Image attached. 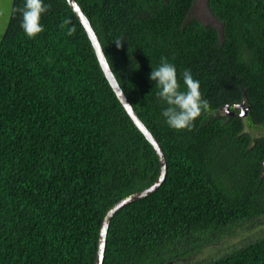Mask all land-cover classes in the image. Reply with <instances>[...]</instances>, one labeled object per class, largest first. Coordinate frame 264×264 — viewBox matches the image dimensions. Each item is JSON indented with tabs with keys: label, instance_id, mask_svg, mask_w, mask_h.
Instances as JSON below:
<instances>
[{
	"label": "trees",
	"instance_id": "1",
	"mask_svg": "<svg viewBox=\"0 0 264 264\" xmlns=\"http://www.w3.org/2000/svg\"><path fill=\"white\" fill-rule=\"evenodd\" d=\"M76 2L167 163L162 185L110 220L102 264H183L263 218L264 135L244 129L264 130V0H206L220 31L189 17L195 0ZM44 3L36 38L13 11L23 0H13L0 39V264H94L105 213L151 185L159 163L66 0ZM161 57L181 90L189 69L209 102L192 131L162 116L167 105L149 79ZM242 99L245 123L232 107ZM194 264H264V234Z\"/></svg>",
	"mask_w": 264,
	"mask_h": 264
},
{
	"label": "clouds",
	"instance_id": "2",
	"mask_svg": "<svg viewBox=\"0 0 264 264\" xmlns=\"http://www.w3.org/2000/svg\"><path fill=\"white\" fill-rule=\"evenodd\" d=\"M50 9L51 4L46 5L44 0H23V6H18L13 11L22 17L20 27L25 35L29 39H34L44 31L40 23L41 17ZM70 24L71 20L66 18L59 27L64 29ZM74 32V26L70 27L66 35L72 36ZM123 41L122 38H118L115 41L116 47L121 48ZM105 59H107L106 56ZM182 77L184 90H181L176 66L170 63L167 57H161L159 66L152 68L149 75V79L155 82L158 89L156 96L167 105L162 111L166 124L176 131L185 129L192 131L194 121L203 112L208 111L210 105L208 100L202 97L199 81L193 78L189 69L183 71Z\"/></svg>",
	"mask_w": 264,
	"mask_h": 264
},
{
	"label": "water",
	"instance_id": "3",
	"mask_svg": "<svg viewBox=\"0 0 264 264\" xmlns=\"http://www.w3.org/2000/svg\"><path fill=\"white\" fill-rule=\"evenodd\" d=\"M66 2L69 8L74 13V15L76 16V18L81 23L84 31L86 32L87 37L93 48L94 54L96 56V59L98 61V64L103 72V75L106 78L112 91L114 92L118 102L120 103L121 107L124 109L128 117L130 118L134 126L138 129V131L144 136L146 141L150 144V146L152 147L153 151L155 152L157 156L158 163H159V172H158L157 178L151 185L119 200L112 207H110L108 211L105 213L103 220L101 222L100 228H99L97 251H96V257H95V263H94V264H102L103 259H104L106 237H107V231H108L110 220L123 207H126L131 203L144 199L145 197L153 194L162 185V183L164 182L166 178L167 163H166L164 153L161 150L156 139L149 132V130L145 127V125L141 122V120L138 118L132 106L127 101V98L122 92L116 78L114 77L109 67V64L107 63V60L105 59V55L100 46L99 40L89 20L87 19V17L85 16L81 8L79 7L76 0H66ZM232 107L233 109L240 110L239 116L241 118H245L248 116L250 107L246 105L245 99H242V101L239 104L233 105ZM224 111L228 115H233V112L232 113L230 112V106H225ZM263 171H264V161H263Z\"/></svg>",
	"mask_w": 264,
	"mask_h": 264
},
{
	"label": "rangeland",
	"instance_id": "4",
	"mask_svg": "<svg viewBox=\"0 0 264 264\" xmlns=\"http://www.w3.org/2000/svg\"><path fill=\"white\" fill-rule=\"evenodd\" d=\"M13 0H0V39L9 21ZM191 19H196L205 25H211L220 31V24L211 16L206 7V0H195L193 10L189 15ZM223 114V113H222ZM245 123V118L243 119ZM244 131L252 138H259L264 135V130L249 127L245 124ZM264 234V217L248 222L241 228L232 231L231 234L223 235L213 246L203 249L193 256L181 259L183 264H194L204 262L212 258H217L243 242L258 239Z\"/></svg>",
	"mask_w": 264,
	"mask_h": 264
},
{
	"label": "flooded vegetation",
	"instance_id": "5",
	"mask_svg": "<svg viewBox=\"0 0 264 264\" xmlns=\"http://www.w3.org/2000/svg\"><path fill=\"white\" fill-rule=\"evenodd\" d=\"M236 110H237V109H235V111H236ZM236 112H237V111H236ZM236 112H235V113H236ZM237 113H238V112H237Z\"/></svg>",
	"mask_w": 264,
	"mask_h": 264
}]
</instances>
